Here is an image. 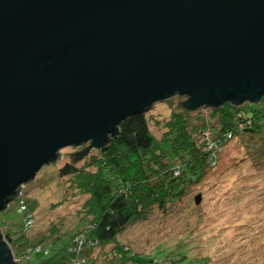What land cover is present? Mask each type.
Returning <instances> with one entry per match:
<instances>
[{
    "label": "water",
    "instance_id": "1",
    "mask_svg": "<svg viewBox=\"0 0 264 264\" xmlns=\"http://www.w3.org/2000/svg\"><path fill=\"white\" fill-rule=\"evenodd\" d=\"M173 95L261 102L264 0H0V212L62 149L90 143L76 163Z\"/></svg>",
    "mask_w": 264,
    "mask_h": 264
},
{
    "label": "rangeland",
    "instance_id": "2",
    "mask_svg": "<svg viewBox=\"0 0 264 264\" xmlns=\"http://www.w3.org/2000/svg\"><path fill=\"white\" fill-rule=\"evenodd\" d=\"M184 101L182 96L173 95L146 111L149 129L158 141L168 132L165 126L172 112L179 111L178 104ZM261 101L264 103V96ZM207 109L189 112L190 130L194 133L197 130L193 137L197 145L199 141H208V136L213 137L212 142L217 141V135L211 134L203 140L205 136L199 131L203 118L211 112H206ZM215 118L212 115L208 121L216 124ZM89 146L90 143L64 148L60 151V159L42 168L22 192L28 210L20 212L19 203L13 201L0 212L2 232L8 234L19 227L29 213L34 216V226L27 228V237L32 243L43 241L41 248L52 245L58 237L82 229L90 220L84 211L89 196L80 190L77 176H62L60 170L66 164H73L78 169L97 172L94 165H89L91 157L98 155L96 148H90L76 163L70 157ZM215 150L216 163L209 162L202 180L187 188L182 201L168 205L166 211L155 207L145 220L136 221L120 234L117 244L134 254L150 257L160 247L172 248L182 243L187 247L188 257L209 258L207 264H264V167H255L239 136ZM198 196L201 201L196 204ZM54 227L58 228L56 236ZM74 242L81 245L76 253L80 254L79 260L85 249L82 250L79 240L74 239ZM10 247L15 251L13 245ZM30 248L25 251L28 253ZM89 253L92 264H132L123 262L116 244L100 246ZM13 254L19 264H38L45 259L41 252L33 253L30 258H26L25 253Z\"/></svg>",
    "mask_w": 264,
    "mask_h": 264
},
{
    "label": "trees",
    "instance_id": "3",
    "mask_svg": "<svg viewBox=\"0 0 264 264\" xmlns=\"http://www.w3.org/2000/svg\"><path fill=\"white\" fill-rule=\"evenodd\" d=\"M248 103L236 106L228 102L221 108L212 107L213 112L209 109L213 114L208 112L203 118L199 131L205 136L203 140L211 134L217 135V141L212 142L213 137L208 136V141H199V145L193 138L197 130L195 133L190 130L189 119V112L197 110L187 109L185 101L180 103L179 111L172 112L165 126L168 132L161 141L151 133L145 115L126 119L118 128L117 138L111 140L108 147L97 149L98 155L91 157L89 165H94L97 172L78 169L73 164H66L60 170L62 176L79 178L80 190L89 196L84 211L90 220H86L78 232L58 237L52 245L41 248L43 241L32 243L27 237V228L34 226V216L29 213L24 223L8 232L13 239L14 253H25L28 258L41 252L45 259L38 264H80V261L92 264L91 250L116 244L124 263L207 264L209 258L188 257L187 247L182 243H176L172 248L160 247L150 257H143L118 245L117 237L136 221L145 220L155 207L166 211L168 205L182 201L187 188L202 180L209 162L216 163L215 149L237 136L244 140L255 167H264V103H254L255 106ZM212 115L216 117V124L208 121ZM16 200L20 212H26L25 196L19 193ZM53 231L56 236L58 228L54 227ZM74 239L82 243V250L85 249L79 260L80 254L76 253L81 245ZM29 248L31 251L27 253Z\"/></svg>",
    "mask_w": 264,
    "mask_h": 264
},
{
    "label": "clouds",
    "instance_id": "4",
    "mask_svg": "<svg viewBox=\"0 0 264 264\" xmlns=\"http://www.w3.org/2000/svg\"><path fill=\"white\" fill-rule=\"evenodd\" d=\"M178 96H181V95H178ZM182 97H186V96H182ZM203 108H208L207 110H209V109H211L212 110V107H206V106H204V107H200V108H198V109H196L197 111L198 110H201V109H203ZM214 108V107H213ZM201 112V111H200ZM145 115V114H144ZM26 187H27V185L25 186H22L21 187V189H20V193H22V192H24L23 190H25L26 189ZM23 195V194H22ZM18 196V195H17ZM15 202H17V200H15ZM5 234V233H4ZM3 235V234H2ZM11 244V243H10ZM14 252V251H13ZM29 258H30V256H29ZM14 259V258H13ZM15 260V259H14ZM16 262V261H15ZM17 263V262H16Z\"/></svg>",
    "mask_w": 264,
    "mask_h": 264
},
{
    "label": "flooded vegetation",
    "instance_id": "5",
    "mask_svg": "<svg viewBox=\"0 0 264 264\" xmlns=\"http://www.w3.org/2000/svg\"><path fill=\"white\" fill-rule=\"evenodd\" d=\"M3 237H5V236H7V237H9L10 238V236H9V234H5V235H2ZM11 240H12V242H13V239L12 238H10ZM17 264H19V263H17Z\"/></svg>",
    "mask_w": 264,
    "mask_h": 264
},
{
    "label": "built area",
    "instance_id": "6",
    "mask_svg": "<svg viewBox=\"0 0 264 264\" xmlns=\"http://www.w3.org/2000/svg\"><path fill=\"white\" fill-rule=\"evenodd\" d=\"M23 209H24V207H23ZM32 223V222H31Z\"/></svg>",
    "mask_w": 264,
    "mask_h": 264
}]
</instances>
